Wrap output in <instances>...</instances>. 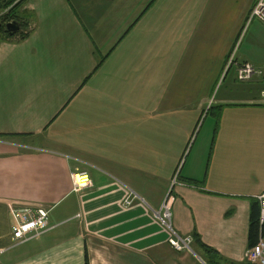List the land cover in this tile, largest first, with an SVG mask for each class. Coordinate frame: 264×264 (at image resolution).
I'll return each mask as SVG.
<instances>
[{"label":"crops","instance_id":"crops-1","mask_svg":"<svg viewBox=\"0 0 264 264\" xmlns=\"http://www.w3.org/2000/svg\"><path fill=\"white\" fill-rule=\"evenodd\" d=\"M213 2L24 3L27 37L0 43V239L5 230L10 241L9 204L47 210L53 229L12 247L0 242V264H85L86 252L89 264H207L193 246L173 250L152 217L175 172V232L197 234L216 252L213 264L245 263L250 203L264 192V101L218 100L209 132L187 150L233 50L234 40L212 55L221 66L203 88L208 63L198 55L215 36L200 24ZM249 24L253 52L233 64L261 71L264 25ZM183 62L188 75H179ZM76 173L91 183L78 193ZM129 192L137 199L125 208Z\"/></svg>","mask_w":264,"mask_h":264},{"label":"rangeland","instance_id":"rangeland-1","mask_svg":"<svg viewBox=\"0 0 264 264\" xmlns=\"http://www.w3.org/2000/svg\"><path fill=\"white\" fill-rule=\"evenodd\" d=\"M218 0H215L213 4H211L210 8H207L208 11L205 12L203 19L201 20L200 29H203L205 26H209L210 31L215 36V40L211 46H209L208 49L204 50L202 53L198 55L199 62L200 63H208V76L207 78H204L201 80V85L203 88L208 87V82L214 78V74L219 70L220 64V58L218 57H212V55L218 53L221 48L222 51L224 47L232 40L233 41V50H232V56L236 59L241 60V56L244 53L246 57L250 56L252 54L253 50L251 48L250 40L252 39L251 35L249 34L248 26L250 24L245 23L243 25L244 17L246 15V4L248 0H229V5H225L223 8L218 9L215 12V4ZM248 16V15H247ZM211 22V25H210ZM255 21H252L253 23ZM244 26L243 29L240 30V28ZM240 30V31H239ZM236 32V36L239 33V38L232 39V36ZM232 46V45H231ZM207 48V47H205ZM211 53V56H210ZM230 53V54H231ZM197 54V53H195ZM228 54V55H230ZM227 55V56H228ZM212 57V58H211ZM227 59V57H226ZM210 60V62H209ZM226 62V60H225ZM187 63L183 62L181 64L179 75H182L186 70V73L188 75V69L185 67ZM192 71V78L197 75V73L191 69ZM259 73H256L250 81L241 82L236 79V70L234 65H229L228 67L221 66V71L213 82L212 89L210 91V94L208 96L209 104L208 109L209 115H207V105H204V114L201 116L199 124L194 132L193 138L190 141V144L188 146L187 150H190L193 146V150L196 148L198 143L203 139L204 134L209 132V129L211 128V125H213L214 122V114H215V106L218 100H221L222 98L226 97L229 99V102H235L238 99L242 98H248L247 102L251 101H264V95L261 94L260 90L261 87L264 88V69L261 71H258ZM182 78H176V80H181ZM188 80V79H187ZM198 80V79H190ZM192 83V82H191ZM205 90H203V95L205 94ZM207 115V116H206ZM206 117V118H205ZM196 140V141H195ZM3 220V221H2ZM2 221V224L6 219L4 218L3 214L0 213V223ZM7 225V223H6ZM8 228V227H7ZM6 230H9L6 229ZM3 230V234L5 236L0 239V242H4L3 247H12L15 245H12V242L7 239V232ZM6 240L8 241L6 243ZM15 250H12L8 254L1 257L2 259L4 257H7L9 254L13 253Z\"/></svg>","mask_w":264,"mask_h":264},{"label":"built area","instance_id":"built-area-1","mask_svg":"<svg viewBox=\"0 0 264 264\" xmlns=\"http://www.w3.org/2000/svg\"><path fill=\"white\" fill-rule=\"evenodd\" d=\"M252 21H258L264 25V0H256L251 7L246 19V24H249ZM231 64L234 65L232 53L227 56L225 67H228L229 69V65ZM258 71L259 70L255 69L248 63H241L236 66V79L241 82L250 81L256 73H259ZM76 174L83 177V179L81 182H77L74 178L75 174L70 176L73 192L78 193L82 189L91 186L89 178L85 173ZM177 176L178 172H175L170 188L167 191L160 208L157 211L151 210V214L160 227L168 233V243L173 250L176 252L192 253V237L180 236L175 232L171 224V206L173 203L171 192L172 187L177 184ZM136 199L137 197L129 192L122 204L125 208H128ZM257 201L259 203L260 223H262L264 220V192L257 197ZM7 208L11 220L10 242H12V245L22 244L35 239L53 229L49 224V212L45 209L35 208L29 205L17 206L14 204H9ZM2 251L3 250L0 249V252ZM244 262L246 264H264L263 237H259L257 243L246 250Z\"/></svg>","mask_w":264,"mask_h":264},{"label":"trees","instance_id":"trees-1","mask_svg":"<svg viewBox=\"0 0 264 264\" xmlns=\"http://www.w3.org/2000/svg\"><path fill=\"white\" fill-rule=\"evenodd\" d=\"M26 1L27 0H0V43L11 40L21 41L27 37L29 32L28 29L30 26V16H28V13L26 11L21 10ZM13 21L17 22L20 25V30L16 35L9 36L5 32V25ZM101 63L102 61L98 62L97 68L101 65ZM86 82L87 81H84V84ZM259 215L260 212H259L258 201L251 200L250 211H249L248 239H247L248 248L253 247L257 243L259 237L264 238V220L262 223H260ZM192 239H193L192 246L195 247V251L198 250L201 251L204 256H207L206 263L213 264V258L216 256V252L203 245L197 234H194ZM85 264H89L87 252L85 254Z\"/></svg>","mask_w":264,"mask_h":264},{"label":"water","instance_id":"water-1","mask_svg":"<svg viewBox=\"0 0 264 264\" xmlns=\"http://www.w3.org/2000/svg\"><path fill=\"white\" fill-rule=\"evenodd\" d=\"M20 30V25L13 21V22H9L5 25V32L9 35V36H14L16 35Z\"/></svg>","mask_w":264,"mask_h":264},{"label":"bare ground","instance_id":"bare-ground-1","mask_svg":"<svg viewBox=\"0 0 264 264\" xmlns=\"http://www.w3.org/2000/svg\"><path fill=\"white\" fill-rule=\"evenodd\" d=\"M74 178L76 179L77 182H81L82 179H83V177H81V176L78 175V174H75V177H74Z\"/></svg>","mask_w":264,"mask_h":264}]
</instances>
